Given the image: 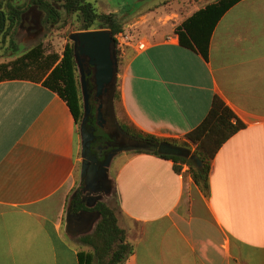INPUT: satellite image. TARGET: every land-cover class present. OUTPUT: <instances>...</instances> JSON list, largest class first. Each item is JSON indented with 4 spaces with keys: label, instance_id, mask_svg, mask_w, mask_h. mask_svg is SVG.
Segmentation results:
<instances>
[{
    "label": "crops",
    "instance_id": "crops-1",
    "mask_svg": "<svg viewBox=\"0 0 264 264\" xmlns=\"http://www.w3.org/2000/svg\"><path fill=\"white\" fill-rule=\"evenodd\" d=\"M215 1L136 36L149 46L128 47L118 66L122 106L143 131L179 138L219 95L246 128L215 156L208 194L170 159L125 155L111 178L119 225L134 245L123 264H264V0H240L223 14L206 59L180 44L176 28ZM50 72L0 81V264H80L78 253L91 250L73 248L71 236L91 234L100 219L81 212L72 222L77 233L70 230L78 125L67 102L44 85Z\"/></svg>",
    "mask_w": 264,
    "mask_h": 264
},
{
    "label": "trees",
    "instance_id": "trees-1",
    "mask_svg": "<svg viewBox=\"0 0 264 264\" xmlns=\"http://www.w3.org/2000/svg\"><path fill=\"white\" fill-rule=\"evenodd\" d=\"M239 1L216 0L186 18L176 28L180 44L199 52L208 59L211 36L216 24L223 14ZM59 2L58 5L61 7L46 0L34 1L46 12V23L53 26L59 23L62 10H64L68 15L77 14L81 22L78 31L109 29L112 31L115 44H117L116 35L125 31L123 21L115 13L99 12L98 8L88 0H59ZM24 13V8L18 6L16 2L0 0V46L12 28L21 24ZM43 49V45H37L18 58L17 62L0 64V81L7 77L19 76L20 72H43L51 69L44 85L58 93L67 102L79 127L85 114V105L78 61L75 56V44L68 40L61 57L56 53L45 56L46 51ZM116 53L119 66L124 58L119 56L118 50ZM8 67H10L9 71ZM118 73L117 67L114 79L107 85L100 100L97 99L95 71L88 78L91 107L98 113L101 102V111L107 121L104 128H99L100 136L105 140H110L112 138L110 123L111 120L115 121L126 135L134 139L133 145L138 146V149L132 151L133 153H152L172 160L176 173L191 177L204 193L208 194L210 192V172L215 156L231 137L246 128V124L219 95H215L211 109L204 120L195 129L179 138L147 133L131 122L130 124L120 123L116 114L117 101L122 103ZM97 117L95 115L96 120ZM160 142L185 147L191 155L200 159L201 164L198 165L193 157L162 155L145 148L147 144ZM185 167H187L186 170H184ZM71 206L74 211L85 209L100 214L94 231L80 238L82 245L91 250L87 253L82 251L78 253L80 264H123L134 253V245L129 241L126 231L119 225L116 208L103 200L89 208L80 195L72 199Z\"/></svg>",
    "mask_w": 264,
    "mask_h": 264
},
{
    "label": "rangeland",
    "instance_id": "rangeland-1",
    "mask_svg": "<svg viewBox=\"0 0 264 264\" xmlns=\"http://www.w3.org/2000/svg\"><path fill=\"white\" fill-rule=\"evenodd\" d=\"M11 2H16L18 6H21L26 11L23 18V22L28 24L34 22L35 18L37 22H41L44 26V32L40 36L30 35L24 28L17 26L12 28L9 32L5 41L1 42L0 46V64L2 63H12V60L16 59L18 56H22L32 47L37 45H43L45 51H56L62 50L65 44L70 40L69 35L74 32H78L81 27V22L79 21L77 14L68 15L64 10H62V17L59 23L55 26L50 23H46L47 14L44 10L40 8L39 5L35 4V0H6ZM56 5L60 4L59 0H46ZM92 2L99 12L105 13H115L121 21L124 23V29L126 33H129L134 40L137 37L148 35L150 32L154 31V26H160L163 23L167 24H177L182 18L187 16L190 12L196 9L198 6H204L206 3L213 0H88ZM59 6V5H58ZM61 7V6H59ZM144 14H152L150 20H142ZM32 15V18H29ZM40 19V20H38ZM137 36V37H136ZM153 37V36H152ZM151 39V37H150ZM3 40V37H2ZM153 42L156 39H151ZM121 57V55H119ZM80 73V72H79ZM5 76V75H4ZM81 81V78H80ZM82 87V86H81ZM116 114L121 122L130 124L125 110L120 101L116 104ZM80 126L78 127L77 134V148H78V167L76 170L74 187L68 194L66 207L68 208L72 199L77 195L78 190L81 187L83 189V181L81 178V166H82V145H81V133ZM127 153H133L132 151H126L117 155L110 168V179L117 171L120 165L125 161V155ZM101 195V200L107 202L112 207H117V195L114 188L112 187L109 194L101 191L100 193H94V195ZM93 195V196H94ZM90 204V203H88ZM68 212L66 213L67 218ZM73 237V241H70V245L76 248V244H82L79 237ZM76 243V244H75ZM85 246V245H84ZM87 247V246H86ZM96 264V263H94Z\"/></svg>",
    "mask_w": 264,
    "mask_h": 264
},
{
    "label": "water",
    "instance_id": "water-1",
    "mask_svg": "<svg viewBox=\"0 0 264 264\" xmlns=\"http://www.w3.org/2000/svg\"><path fill=\"white\" fill-rule=\"evenodd\" d=\"M71 41L75 44V56L78 61L79 72L81 76V86L83 92V100L85 105V114L80 126L81 133V145H82V166H81V178L82 181L86 179V184L96 185L97 183H102L103 188H97L96 193L104 191L109 194L113 182L110 179V168L113 159L120 153L126 151H133L138 149V146L125 145L114 148L106 158V160L101 164V166L96 165L98 161L96 157L90 155L91 143L94 139V134L87 128V122L89 120V115L91 113V92L89 89V80L87 78L86 68L84 66L85 58H88V63L94 68L95 80L97 85V99L100 100V96L106 90L109 83L112 82L118 67V58L116 53V44L112 35V31L109 29H96L88 31H78L71 33L69 35ZM101 108V105H100ZM99 108L98 120L102 124L103 114ZM145 148L151 151H157L162 155H175L184 157H193L198 165L201 164L200 159L191 155L190 151L183 146L174 145L169 142L160 143H150L145 145ZM90 161L94 164L90 167ZM101 200V195H94L93 202L87 204L89 208L94 207L98 201ZM72 211L68 208L67 221H69V213ZM85 215L94 214V219L96 220L100 214L98 212H90L83 209ZM81 216V214H79Z\"/></svg>",
    "mask_w": 264,
    "mask_h": 264
},
{
    "label": "flooded vegetation",
    "instance_id": "flooded-vegetation-1",
    "mask_svg": "<svg viewBox=\"0 0 264 264\" xmlns=\"http://www.w3.org/2000/svg\"><path fill=\"white\" fill-rule=\"evenodd\" d=\"M25 14H26V11L22 16V22L19 26H21V28H24L32 36H40L44 32V26L42 24V21L37 22V19L35 18L34 19L35 21L30 23V24L23 22V18L25 16ZM29 18H32V15H29ZM38 20H40V19H38ZM34 47H32V48H34ZM14 61L15 60H12V62H14ZM83 63H84V66L86 68L87 78H89V76H91V73H94V69H92L93 67L88 63V58H85ZM100 105H101V108H100V106H99V108L102 110L101 102H100ZM93 110L94 109L92 107L90 117H89V120L87 122V128L89 129L90 132H92L94 134V139L92 140V143H91L90 155L96 157L98 161L95 164L98 166H101V164L106 160L109 153L114 148H117L120 146H125V145H133L134 139L131 136L126 135L121 130L118 123H116L113 120H111V123H110L111 129H112V131H111L112 138L110 140L103 139L99 134V128L100 127L104 128L107 121L105 120L104 115H103V119H102L103 123L100 124L98 117H97V120L95 119V115L98 116L99 111H98V113H96V111H93ZM105 112L106 111L104 110V114H105ZM102 114H103V112H102ZM92 164H94L93 161H90V167L92 166ZM85 185H86V187L84 189H83V187H81L80 190H78L77 195L81 196L82 200L86 203V206H87L88 203L93 202V195H94V193H96L95 190L97 188H103L104 185L99 182L96 185H92V186L88 185L87 186L86 179L83 182V186H85ZM68 208L72 209L71 203H70ZM82 210L74 211L72 209V211L69 213V226H70V230L74 234L77 233V229L72 227V222L77 220L76 219L77 215L80 214Z\"/></svg>",
    "mask_w": 264,
    "mask_h": 264
},
{
    "label": "built area",
    "instance_id": "built-area-1",
    "mask_svg": "<svg viewBox=\"0 0 264 264\" xmlns=\"http://www.w3.org/2000/svg\"><path fill=\"white\" fill-rule=\"evenodd\" d=\"M116 50L119 51L121 57L124 56L125 51L130 46H135L137 51H144L148 48L149 42L146 39H139L135 41L129 33L120 32L116 35Z\"/></svg>",
    "mask_w": 264,
    "mask_h": 264
}]
</instances>
